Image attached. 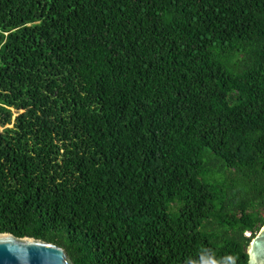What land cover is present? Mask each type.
Masks as SVG:
<instances>
[{
  "label": "trees",
  "instance_id": "1",
  "mask_svg": "<svg viewBox=\"0 0 264 264\" xmlns=\"http://www.w3.org/2000/svg\"><path fill=\"white\" fill-rule=\"evenodd\" d=\"M263 226L264 0H0V233L248 264Z\"/></svg>",
  "mask_w": 264,
  "mask_h": 264
},
{
  "label": "water",
  "instance_id": "2",
  "mask_svg": "<svg viewBox=\"0 0 264 264\" xmlns=\"http://www.w3.org/2000/svg\"><path fill=\"white\" fill-rule=\"evenodd\" d=\"M248 264H264V226L247 249ZM0 264H72L67 253L49 242L0 233Z\"/></svg>",
  "mask_w": 264,
  "mask_h": 264
}]
</instances>
